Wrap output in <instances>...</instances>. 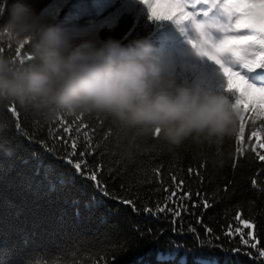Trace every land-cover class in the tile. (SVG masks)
<instances>
[{
    "label": "trees",
    "instance_id": "1",
    "mask_svg": "<svg viewBox=\"0 0 264 264\" xmlns=\"http://www.w3.org/2000/svg\"><path fill=\"white\" fill-rule=\"evenodd\" d=\"M13 2L0 0V26ZM23 2L39 12L49 0ZM165 21L136 6L114 26L85 38L112 37L124 44L148 38L158 48ZM176 26L171 20V29ZM0 52L21 54L7 39H0ZM166 65L178 78L194 79L233 103L238 97L227 90L221 68L214 78L209 71ZM253 71L264 77V68ZM0 121L10 126L0 135V264H257L244 254L256 250L226 231L239 226L240 214L255 223L264 246V162L257 159L250 135L264 120L246 114L243 141L237 135L202 153L187 142L170 147L158 135L133 138L118 122L95 112L48 119L11 103L0 106ZM66 125L69 132L63 130ZM71 140L77 142L75 150ZM229 148L233 156L220 167ZM76 162L87 165L83 173ZM92 171L102 187L88 178ZM173 176L192 193L184 201L188 210L176 222L169 213L144 212L165 202ZM124 199L133 200L135 208ZM204 200L211 206L205 208ZM236 248L240 251L234 253Z\"/></svg>",
    "mask_w": 264,
    "mask_h": 264
},
{
    "label": "clouds",
    "instance_id": "2",
    "mask_svg": "<svg viewBox=\"0 0 264 264\" xmlns=\"http://www.w3.org/2000/svg\"><path fill=\"white\" fill-rule=\"evenodd\" d=\"M8 13L0 39L21 54L0 52V106L15 103L48 119L101 113L133 138L158 135L170 147L187 142L200 153L239 135L231 99L172 74L148 38L127 44L112 37L77 42L69 30L23 0H14ZM9 127L0 121V135ZM232 156L229 148L220 167Z\"/></svg>",
    "mask_w": 264,
    "mask_h": 264
},
{
    "label": "snow or ice",
    "instance_id": "3",
    "mask_svg": "<svg viewBox=\"0 0 264 264\" xmlns=\"http://www.w3.org/2000/svg\"><path fill=\"white\" fill-rule=\"evenodd\" d=\"M142 2L148 8L150 16L155 20H172L176 24L182 25L188 19H194V13L188 10L192 5L187 0H142ZM196 2L210 3L213 7L219 6L229 18V21L232 17H236L234 24L229 23L226 30L236 32L250 30L249 34L226 35L219 42H213L207 34L206 26L196 23L195 26L201 34V39L193 41V46L200 55L209 57L221 66L227 81V90H234L238 93L233 108L239 115L240 132L236 139L240 142L243 141L245 136L244 121L246 114L250 113L253 118L264 120V86L251 83L240 70H234L226 65L222 57L227 53H231L243 68L250 71L264 68V0H222V3L219 0H196ZM10 111H15V109H10ZM17 127L19 129L20 126L17 125ZM84 128L87 129V126ZM63 130L69 132L70 128L66 125ZM250 135L256 140L253 151L257 154V159L264 162V124L261 125L259 130H253ZM70 146L71 149L75 150L77 148L76 140H71ZM86 166V164L82 166L80 162L74 164L75 169L81 173H83ZM88 178L98 188L102 187L96 171H92ZM172 179L175 182L174 187L165 197V202L162 205H157L155 209L145 207L144 212L155 215L169 213L173 217V222H176L188 210L184 201L191 200L192 193L184 190L182 180H177L175 176ZM256 183L257 181L254 180L253 184ZM166 191L168 190L166 189ZM121 202L135 208L134 201L131 199H124ZM169 205H172V207H169ZM203 205L205 208L211 206L207 200L203 201ZM197 206L199 205L193 204V207ZM235 219L239 222V226L233 227L230 225L227 228L226 235L228 237L238 235L243 247L256 250L255 254L253 252H245L244 254L248 255L250 259H256L257 264H260L261 261H264V246L261 245L255 231V223L243 218L240 214H237ZM206 231L211 234L212 230L206 228ZM193 232H195V229H193ZM239 251V248L233 249L234 253Z\"/></svg>",
    "mask_w": 264,
    "mask_h": 264
},
{
    "label": "rangeland",
    "instance_id": "4",
    "mask_svg": "<svg viewBox=\"0 0 264 264\" xmlns=\"http://www.w3.org/2000/svg\"><path fill=\"white\" fill-rule=\"evenodd\" d=\"M99 1L100 0H49L46 9L43 12L49 21L66 28L73 34V36L84 35L96 31L99 27L112 26L117 21V11L111 16H106L108 6L115 0H103L100 3ZM139 1L140 0H123L124 5L121 8L123 10L134 9ZM187 2L192 5L188 10L194 13V19L190 18L185 21V35L171 47H161L159 49V54L163 57L167 52L169 56L173 52V54H176L181 58L183 66L198 70L199 68H203L204 62L208 63L207 60L210 58L200 55L197 49L193 46V41L201 39V34L195 26L196 23L206 25L208 18H210V23H212V25L215 24L220 28H217L219 32L215 33V35L206 29L207 34L213 42H219L227 35V33H235V31H224V27L219 24L220 19L225 17L219 6L213 7L210 3H197L196 0H187ZM219 2L222 3V0H219ZM106 3L107 7L104 8ZM70 23H73L74 25H70ZM79 24L86 25L87 28H80L77 26ZM89 24H91V27H89ZM187 26L190 27L191 33L189 40L185 37ZM222 59L226 65L232 67L234 70H240L243 75H246L245 71L248 69L243 68L241 63L231 54H225ZM216 69H218V67H216ZM249 80L255 85L264 86V81ZM139 264H142L141 261Z\"/></svg>",
    "mask_w": 264,
    "mask_h": 264
},
{
    "label": "bare ground",
    "instance_id": "5",
    "mask_svg": "<svg viewBox=\"0 0 264 264\" xmlns=\"http://www.w3.org/2000/svg\"><path fill=\"white\" fill-rule=\"evenodd\" d=\"M46 9V7H43L41 10L42 11H44ZM40 10V11H41ZM70 25H74L73 23H70ZM77 26H79L80 28H83V29H86L87 28V26L86 25H82V24H79V25H77ZM89 27H91V24H89ZM88 27V28H89ZM211 32H217V30L214 28V27H212V26H210V25H208V27H207ZM100 28H98L97 30H99ZM96 30V31H97ZM96 31H94V32H92V33H87V34H84V35H78V36H75V37H77L78 39H80V38H85V37H87V36H90V35H92V34H94ZM39 210H37V212H38ZM133 264H135V262H133Z\"/></svg>",
    "mask_w": 264,
    "mask_h": 264
}]
</instances>
